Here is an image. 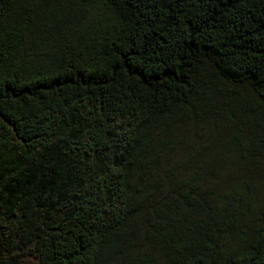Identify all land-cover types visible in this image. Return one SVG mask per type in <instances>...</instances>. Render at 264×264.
<instances>
[{
	"label": "trees",
	"instance_id": "16d2710c",
	"mask_svg": "<svg viewBox=\"0 0 264 264\" xmlns=\"http://www.w3.org/2000/svg\"><path fill=\"white\" fill-rule=\"evenodd\" d=\"M0 264H264V0H0Z\"/></svg>",
	"mask_w": 264,
	"mask_h": 264
}]
</instances>
